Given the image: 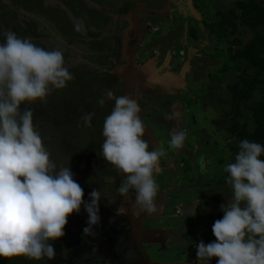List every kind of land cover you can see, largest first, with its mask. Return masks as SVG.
I'll list each match as a JSON object with an SVG mask.
<instances>
[{"label": "rangeland", "instance_id": "rangeland-1", "mask_svg": "<svg viewBox=\"0 0 264 264\" xmlns=\"http://www.w3.org/2000/svg\"><path fill=\"white\" fill-rule=\"evenodd\" d=\"M136 1L139 40L133 46L135 32L120 10L124 3ZM233 1L0 0V43L5 41V31H13L45 50L63 52L64 66L74 79L63 89H52L43 102L25 103L33 110V124L57 170L70 167L73 179L83 188L85 202H91L89 194L94 189L100 192V222L93 226L94 236L83 233L88 214L82 204L79 213L68 217L63 240L58 245L50 241L59 264H177L192 259H196L192 264H203L197 259V245L215 241L212 226L224 215L221 205L227 206L233 198L224 169L234 156L230 145L235 139L225 130L230 119L225 86L234 81L230 76L234 71L218 70L227 61L228 44L216 41L208 31L214 12L232 6ZM78 21L84 23L82 32L74 31ZM95 32L96 37L91 34ZM240 38L249 37L241 32ZM196 39L206 44L201 48ZM131 48L136 76L127 66ZM194 53L204 63L199 68ZM175 61L185 67L172 68ZM214 74L218 85L211 80ZM107 90L137 100L148 150L158 146L165 151L154 176L159 186L157 211L135 216L131 227L117 208L122 201L126 208L132 190L127 197L116 194L124 177L100 155L103 123L114 107V100L105 98ZM102 98L106 100L103 106L98 103ZM206 103L214 106L216 124L207 122L214 114L203 107ZM85 113H94L90 127L81 120ZM191 113L197 124L192 123ZM173 129L186 133L180 149L169 146ZM171 195L178 198L174 209L179 212L168 220L158 207ZM190 207H196V214L187 216ZM192 246L194 253L189 250ZM21 257L25 256L0 257V264ZM50 261L45 257L38 263ZM217 261L212 257L208 264Z\"/></svg>", "mask_w": 264, "mask_h": 264}, {"label": "clouds", "instance_id": "clouds-1", "mask_svg": "<svg viewBox=\"0 0 264 264\" xmlns=\"http://www.w3.org/2000/svg\"><path fill=\"white\" fill-rule=\"evenodd\" d=\"M83 30V21H78L74 31ZM3 35L0 257L52 260L56 253L50 241L65 235L68 217L79 213L82 204L88 214V227L83 233L94 236L93 226L100 222V192L94 189L89 194L91 202H85L83 188L73 179L70 167L57 170L33 124V110L25 103L43 102L52 89H63L74 79L64 66L63 52L45 50L31 38H20L13 31H5ZM105 98L114 100V107L103 123L100 155L124 177L116 194L127 197L130 190L135 193L130 209L133 216L155 213L159 186L154 176L165 151L158 146L148 150L149 142L143 138L145 127L139 116L141 107L136 99L130 95L116 96L112 90L105 92ZM105 98L98 101L101 106ZM93 116L94 113H85L81 117L85 126H91ZM185 138V132L173 129L170 148H182ZM239 149L235 162L224 169L229 174L233 198L227 206L221 205L224 215L212 226L215 241L208 244L201 241L197 245V259L203 264H208L212 257L218 258L217 264H264V159L260 158L264 147L243 140ZM124 204L122 201L117 208L118 215L129 213Z\"/></svg>", "mask_w": 264, "mask_h": 264}, {"label": "trees", "instance_id": "trees-1", "mask_svg": "<svg viewBox=\"0 0 264 264\" xmlns=\"http://www.w3.org/2000/svg\"><path fill=\"white\" fill-rule=\"evenodd\" d=\"M132 6L124 3L121 13ZM208 28L217 40H224L228 44L227 61L222 62L219 71L231 70L235 73L230 72L234 81L225 86L230 107V119L225 130L235 139L230 145L234 153L230 163H233L240 150L239 142L249 140L264 147V0H235L232 6L215 11ZM241 32L249 36L247 42L238 38ZM91 34L97 35L96 32ZM212 79L217 80L219 77L214 74ZM260 158L264 159V153ZM228 175L225 173L224 180L228 181ZM172 204H175V200ZM64 237L53 242L58 245ZM10 264L42 263L21 257ZM50 264L59 262L54 259Z\"/></svg>", "mask_w": 264, "mask_h": 264}, {"label": "flooded vegetation", "instance_id": "flooded-vegetation-1", "mask_svg": "<svg viewBox=\"0 0 264 264\" xmlns=\"http://www.w3.org/2000/svg\"><path fill=\"white\" fill-rule=\"evenodd\" d=\"M136 4V3H135ZM135 4H133V6L130 8V9H128L125 13H127L129 10H131L134 6H135ZM137 4H138V1H137ZM137 8V7H136ZM136 10V9H135ZM215 13V12H214ZM214 15V14H213ZM213 18V17H212ZM212 20V19H211ZM211 22V21H210ZM210 25V23L208 24V26ZM195 29L194 28H189V32L191 33V35L192 36H194V35H196V33H195V31H194ZM208 31H209V28H208ZM238 31H240V30H238ZM209 33L210 34H212L210 31H209ZM213 35V34H212ZM238 36V38L240 37V33L237 35ZM248 36V35H247ZM214 37V36H213ZM249 37V36H248ZM139 38V37H138ZM215 38V37H214ZM216 39V38H215ZM196 41H198L199 43H198V46H200L201 48L203 47V45H205V44H203L202 42L203 41H200L199 39H196ZM216 41H218L217 39H216ZM219 41H221V40H219ZM244 42V41H243ZM245 42H247V40H245ZM216 48L218 47V44H217V46H215ZM195 49V48H194ZM196 50H199V48H196ZM172 54H175V51H172L171 52ZM154 56H156V55H154ZM194 56H197V59H196V64L198 65V68L199 67H201L204 63L200 60V58H201V55L199 54V53H194ZM196 65V66H197ZM177 66L179 67V69L181 70L183 67H185L184 66V63H180V61H175L173 64H172V68H177ZM219 69H220V67H219ZM218 69V70H219ZM218 76V75H217ZM212 81H214L213 79H211ZM216 81V84L218 85V81H219V79H217V80H215ZM203 107L207 110L208 108L211 110V112L214 114V118L212 117V118H210L207 122H208V124H213V123H215L216 124V118H215V113H214V111H213V109H214V106L211 104V103H206V105H203ZM186 110V109H185ZM206 112V111H205ZM191 116H193V121H192V123H194V124H197L196 123V119H194V115L191 113ZM179 119H181V118H179ZM181 123V122H180ZM181 124H183V123H181ZM115 184H118V181H116V182H114ZM131 195H133V196H135V193L132 191L131 192ZM131 195H130V198H131ZM172 196V195H171ZM130 198H129V202H128V205H129V203H130ZM196 201V200H195ZM134 202V197H133V201H132V203ZM172 202H174V200H173V198L172 197H166V199L164 200L163 199V201L160 203V205H159V207H158V209L160 210V213L162 214L163 213V216H167V218H168V220H170V219H174L175 217H174V215H175V210H174V208H175V204H172ZM131 207V206H130ZM168 207H170L169 208V210H168V212H167V208ZM194 208H196V207H190L189 209H188V211L185 213V215H191V214H196V211L194 210V212H192L193 211V209ZM129 211H130V209H129ZM165 212V213H164ZM194 214V215H195ZM126 216V219H127V221H128V225L130 224V223H132L131 222V218L129 217V215H125ZM166 231V230H165ZM190 244V243H189ZM159 246V245H158ZM158 246H156V248L158 247ZM194 246H192L189 250L191 251V253H194ZM187 249H185L183 252H185ZM191 257V256H190ZM193 258H195L194 256H193ZM196 261V259H192V261H189V262H187V260L185 261V262H182L181 263V261H176L175 263H177V264H192L193 262H195ZM171 263V262H170Z\"/></svg>", "mask_w": 264, "mask_h": 264}, {"label": "water", "instance_id": "water-1", "mask_svg": "<svg viewBox=\"0 0 264 264\" xmlns=\"http://www.w3.org/2000/svg\"><path fill=\"white\" fill-rule=\"evenodd\" d=\"M135 6L129 10L127 13H126V16L128 18V21H129V25L131 27V29L135 32V37H136V41L135 43L133 44V46H135L137 44V41L139 40V35H138V32L136 31L135 29V22H134V17H135V9L137 7V1L135 2ZM132 51H133V48L129 49L128 53H127V66L129 68V71L130 73L133 75V76H136V73H137V69L133 66L132 64ZM133 195H131V198H130V203L129 205L126 206L127 209L130 208V206L132 205V201H133ZM132 199V200H131ZM129 215V213L127 214Z\"/></svg>", "mask_w": 264, "mask_h": 264}, {"label": "crops", "instance_id": "crops-1", "mask_svg": "<svg viewBox=\"0 0 264 264\" xmlns=\"http://www.w3.org/2000/svg\"><path fill=\"white\" fill-rule=\"evenodd\" d=\"M169 197H170V196H169ZM171 197H173V200H175V201L178 199V198H176V197H174V196H171ZM165 199H166V198H164V200H165ZM180 203H181V202H180ZM180 203H178L177 205H179ZM192 212H194V209H193ZM194 214H195V213H194ZM129 217L131 218V222H132V223L129 224V226L131 227V226L133 225V223H135V220H134V222H133V219H134L135 216L129 214ZM148 234H149V233H148ZM163 234H164V232H163ZM142 235L146 236V232H141V236H142Z\"/></svg>", "mask_w": 264, "mask_h": 264}, {"label": "built area", "instance_id": "built-area-1", "mask_svg": "<svg viewBox=\"0 0 264 264\" xmlns=\"http://www.w3.org/2000/svg\"><path fill=\"white\" fill-rule=\"evenodd\" d=\"M174 210H175L176 213L179 212L178 209H174Z\"/></svg>", "mask_w": 264, "mask_h": 264}]
</instances>
